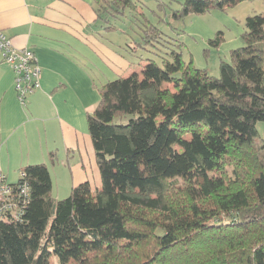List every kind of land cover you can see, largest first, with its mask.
<instances>
[{"label": "trees", "instance_id": "16d2710c", "mask_svg": "<svg viewBox=\"0 0 264 264\" xmlns=\"http://www.w3.org/2000/svg\"><path fill=\"white\" fill-rule=\"evenodd\" d=\"M240 1L182 0L172 17ZM135 6L96 0V18L116 29ZM163 18L131 21L132 50L159 61L107 81L87 114L100 185L56 199L46 165L24 166L28 201L0 221V264H264V12L245 18L219 76L183 59Z\"/></svg>", "mask_w": 264, "mask_h": 264}, {"label": "crops", "instance_id": "0c3cea01", "mask_svg": "<svg viewBox=\"0 0 264 264\" xmlns=\"http://www.w3.org/2000/svg\"><path fill=\"white\" fill-rule=\"evenodd\" d=\"M95 8L96 0H0V30L14 47L31 48L41 69L40 87L22 103L13 70L0 58V174L9 184L30 164L46 165L51 192L54 180L68 191L89 182L87 166L95 174L87 125L100 97L94 75L99 60L118 77L131 66L100 40L99 30L114 29L104 28Z\"/></svg>", "mask_w": 264, "mask_h": 264}, {"label": "rangeland", "instance_id": "374dc122", "mask_svg": "<svg viewBox=\"0 0 264 264\" xmlns=\"http://www.w3.org/2000/svg\"><path fill=\"white\" fill-rule=\"evenodd\" d=\"M134 1L135 7H129L130 11L128 8L123 17L111 21L113 26L116 27L114 31L101 29L98 33L101 41L108 42L110 46L118 50L117 52L125 54L131 62L129 71L122 73L123 76L129 74L132 70H139L141 64L145 62V58H152L159 61V58L151 52H145L138 47L132 50V47L135 46L134 42H138L139 37L137 35L138 29L135 28L131 21L135 22L137 26H140L141 22L144 21V16L151 19L153 23H156L159 17H165L161 20L160 27L165 29L168 27L166 22H170L173 28H175V31L178 33L177 37L182 42L181 54L183 59L186 62L191 60L194 66L206 70L210 75L219 76L220 61L229 60L230 50L243 44L241 35L244 30L245 18L249 15L264 12V2L262 0H243L223 9H210L202 14H189L183 18L176 19L172 17V13L179 8L180 1L182 0ZM166 17L170 18V20ZM100 25L98 23L99 29ZM219 32H222L223 39L218 45H214L210 40L214 39ZM97 58L95 57L96 61H98ZM99 63L101 68H99L98 74L95 73L94 77H97L98 80L96 82L100 85L98 87L101 88L103 84L115 79L118 75H116L117 73L112 68H106L101 60H99ZM257 128L260 136H264V123L259 122ZM56 156H59V154ZM93 161L95 174L89 166H87L86 170L89 174L91 187L95 189L96 185H100V176L94 157ZM59 169L62 170V168ZM66 173L68 177L70 173L67 168ZM54 181L55 185L51 192L53 196L57 199L68 196L70 191L66 189L67 183L63 184L62 181Z\"/></svg>", "mask_w": 264, "mask_h": 264}, {"label": "built area", "instance_id": "2783aa9c", "mask_svg": "<svg viewBox=\"0 0 264 264\" xmlns=\"http://www.w3.org/2000/svg\"><path fill=\"white\" fill-rule=\"evenodd\" d=\"M0 58L14 73V89L20 102L40 87L41 69L31 48H16L10 38L0 30ZM19 180L9 184L0 174V221L18 220L28 201L29 184L25 173H19Z\"/></svg>", "mask_w": 264, "mask_h": 264}]
</instances>
